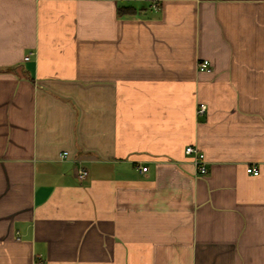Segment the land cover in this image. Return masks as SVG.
Masks as SVG:
<instances>
[{
    "label": "crops",
    "instance_id": "1",
    "mask_svg": "<svg viewBox=\"0 0 264 264\" xmlns=\"http://www.w3.org/2000/svg\"><path fill=\"white\" fill-rule=\"evenodd\" d=\"M0 264H264V0H0Z\"/></svg>",
    "mask_w": 264,
    "mask_h": 264
},
{
    "label": "built area",
    "instance_id": "2",
    "mask_svg": "<svg viewBox=\"0 0 264 264\" xmlns=\"http://www.w3.org/2000/svg\"><path fill=\"white\" fill-rule=\"evenodd\" d=\"M25 61L28 60V56H26L24 58ZM208 67V61L206 60H203V61H200L198 63V68L199 70H206ZM206 111V107L205 105H200L199 106V109H198V113L200 114H203L204 112ZM184 154L187 155V156H190L192 157V161H193V165L196 169V172L199 174V175H205L207 173V167H206V161H205V157H204V154L199 150L197 149L196 147H193V146H187L185 149H184ZM68 156V153L67 152H64L60 155V158H67ZM146 168H141L139 169L140 173H144L146 172ZM246 172L248 174H251L253 176H257L259 175V171L255 168H252V167H248L246 169ZM75 176L77 178V180L79 182H82L84 181L87 176H88V172L85 168L83 167H77L76 170H75Z\"/></svg>",
    "mask_w": 264,
    "mask_h": 264
},
{
    "label": "trees",
    "instance_id": "3",
    "mask_svg": "<svg viewBox=\"0 0 264 264\" xmlns=\"http://www.w3.org/2000/svg\"><path fill=\"white\" fill-rule=\"evenodd\" d=\"M133 12L132 8L129 7H119L117 9L118 16L127 15Z\"/></svg>",
    "mask_w": 264,
    "mask_h": 264
}]
</instances>
